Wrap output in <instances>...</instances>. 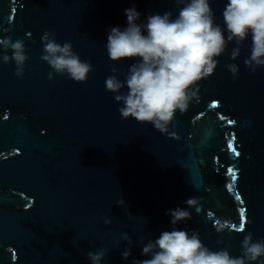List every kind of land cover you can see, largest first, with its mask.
<instances>
[{
	"label": "water",
	"instance_id": "95a60500",
	"mask_svg": "<svg viewBox=\"0 0 264 264\" xmlns=\"http://www.w3.org/2000/svg\"><path fill=\"white\" fill-rule=\"evenodd\" d=\"M226 2L211 0L221 26ZM133 7L143 23L154 14L175 17L179 6L0 0V38L22 39L29 57L22 77L14 61H0V264H91L87 253L98 249L107 252L101 264H132L148 258L143 244L172 229L167 211L186 208L191 197L201 198L202 212L188 209L192 219L176 227L198 230L210 249L239 256L247 233L264 239V67L252 73L244 64L251 38L236 60L234 43L228 45L214 75L200 83L198 101L184 115L177 112L170 138L123 119L116 94L105 87L108 76L123 81L135 62L114 63L106 49L109 30L127 27L125 10ZM46 30L90 61L86 82L48 78L52 70L41 59ZM231 63L239 67L235 79ZM241 208L246 229L237 232Z\"/></svg>",
	"mask_w": 264,
	"mask_h": 264
},
{
	"label": "clouds",
	"instance_id": "9594fccd",
	"mask_svg": "<svg viewBox=\"0 0 264 264\" xmlns=\"http://www.w3.org/2000/svg\"><path fill=\"white\" fill-rule=\"evenodd\" d=\"M173 2L179 6L178 15L174 17L171 12L149 15L143 23L137 22L141 14L135 7L125 10L127 27L109 30L107 55L114 63L135 62L129 66L123 81L115 74L105 80L106 90L115 93L114 99L122 105L118 111L123 119L151 124L170 138H176L174 132H169V126L174 123L177 112L184 115L192 102L198 101L200 83L214 75L218 58L230 43L235 45L230 59L236 60L250 37V55L244 64L252 73L264 67V0H227L222 10L223 26L215 21L211 0ZM41 41V59L52 70L49 79H53L55 73L67 75L77 83L87 81L94 71L93 66L73 51L70 42L58 43L55 33L47 30ZM9 50L11 56L7 54ZM28 59L22 39L0 38V61H14L17 77L24 75ZM226 67L235 79L238 65L231 63ZM112 72L117 73V69L113 68ZM124 88L126 92L121 91ZM117 203L123 205L125 202ZM184 203L186 208L177 207L166 213L171 217L172 229L162 231L158 238L143 244L141 254L148 258L134 259L132 264H264L261 259L264 258V239L254 241L250 232L241 241V254L233 256L226 248L210 249L201 240L198 230L177 228L176 225L192 219L188 209H195L198 215L202 212L201 198L191 197ZM110 222L105 220V223ZM245 229L246 222H242L236 231L244 232ZM122 239L132 244L127 233L122 234ZM106 255L104 249L87 253L91 264H101ZM121 255L128 259L131 248Z\"/></svg>",
	"mask_w": 264,
	"mask_h": 264
},
{
	"label": "snow or ice",
	"instance_id": "6c2138e0",
	"mask_svg": "<svg viewBox=\"0 0 264 264\" xmlns=\"http://www.w3.org/2000/svg\"><path fill=\"white\" fill-rule=\"evenodd\" d=\"M236 155H239V153L237 152ZM234 178V177H233ZM237 199H239V197H237ZM240 218H241V223L244 221V210L243 208L240 209Z\"/></svg>",
	"mask_w": 264,
	"mask_h": 264
}]
</instances>
